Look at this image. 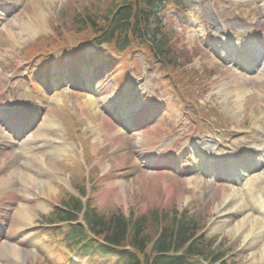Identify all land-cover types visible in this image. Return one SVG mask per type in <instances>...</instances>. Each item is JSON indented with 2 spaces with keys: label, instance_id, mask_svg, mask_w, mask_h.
<instances>
[{
  "label": "rangeland",
  "instance_id": "obj_1",
  "mask_svg": "<svg viewBox=\"0 0 264 264\" xmlns=\"http://www.w3.org/2000/svg\"><path fill=\"white\" fill-rule=\"evenodd\" d=\"M98 4V0H15L0 14V96L6 94L7 101L15 104L26 99L34 108L38 104L40 119L23 137L34 139L32 148H27L21 137L16 146L0 150V264H118L113 254H88L84 246L68 249L67 227H62L60 234L59 229L44 224L59 200L77 196L74 188L82 190L83 186H90V207L106 216L120 212L127 218L143 217L153 237L157 234L154 213L170 218L186 214L204 229L198 237L204 247L209 245L213 255L223 256L227 264H264L260 257L264 244L255 242L254 248L248 247L250 238L242 235L244 230L250 233L240 224L245 223L247 213L237 209L242 202L240 194L247 188L241 186L245 173L239 172L236 179L223 172L224 167L215 169V179L205 171L196 173L205 166L201 160L204 153H214L224 142H249L255 108L264 117V61L256 71L240 70L235 55L221 59L209 47L227 37L224 33L236 37L241 29L246 34L255 31L264 40V0H169L160 14L173 38L169 58L179 57L182 66H165L148 48L134 47L115 55L119 61H109L111 72L100 78V87L77 90L62 86L57 90V85L72 82V75L78 73L76 69L62 72L67 63L78 57L83 69L82 60L89 62L87 55L94 51L89 45L93 32L78 29L77 23ZM37 15L42 16V27L33 24ZM251 40L255 44L254 36ZM76 45L80 48L75 49ZM62 50H66L64 59L60 58ZM40 73L44 76L39 80L35 74ZM124 81L122 91L141 81L140 92L154 110L147 117L150 121L128 134L118 131L111 120L109 128L115 131L111 133L103 122L107 113H115L109 105H116L115 95L124 98L118 91ZM37 83L41 84L39 90ZM33 87L37 103L32 98ZM225 87L230 89L225 90L231 92L229 97L220 93ZM232 92L245 95L232 99ZM161 103H165L163 107ZM160 107L162 111L157 113ZM45 117L54 118L58 129H41ZM1 122L7 120L0 113V145L8 144L14 134ZM185 131L209 139L210 144L209 152H203L207 148L199 151L196 146L188 148L189 142L182 143L186 148L180 152L183 162L198 154L197 166L190 173L180 175L153 165L135 172L140 150L153 153L172 139L178 142ZM250 173L263 177L264 167ZM190 180L198 187L189 186ZM165 183L173 189L171 197ZM254 187L264 196V182ZM114 189L118 198L104 200V194ZM22 212L30 216L31 223L20 224ZM199 261L217 264L211 259Z\"/></svg>",
  "mask_w": 264,
  "mask_h": 264
},
{
  "label": "trees",
  "instance_id": "obj_2",
  "mask_svg": "<svg viewBox=\"0 0 264 264\" xmlns=\"http://www.w3.org/2000/svg\"><path fill=\"white\" fill-rule=\"evenodd\" d=\"M166 1L98 0L100 4L97 9L93 13L82 14L77 27L92 31V41L96 44L115 43L120 51L130 48L134 43L147 45L155 57L178 67V57L174 60L169 58L171 38L158 17L160 7ZM62 204L66 209L57 208L51 217H47L49 222L74 221L78 218L77 213L82 208L79 198L64 199ZM86 212V223L92 233L102 238L109 248L124 247L125 250L119 252L123 258L122 264H197V256L206 254L201 239H194L202 227L186 216H174L172 219L167 214L159 216L154 213L152 219L155 220L158 233L154 238L147 231L143 217L127 218L123 213H111L107 217L92 208ZM70 233L74 244L83 242L88 243L90 248L94 246L92 240L86 242L87 235L82 225L76 226ZM128 245L130 250L126 249Z\"/></svg>",
  "mask_w": 264,
  "mask_h": 264
},
{
  "label": "bare ground",
  "instance_id": "obj_3",
  "mask_svg": "<svg viewBox=\"0 0 264 264\" xmlns=\"http://www.w3.org/2000/svg\"><path fill=\"white\" fill-rule=\"evenodd\" d=\"M41 18H42L41 15H37V17L35 18L33 24L36 25V27L37 26H39V27H42L43 26L44 23H41ZM31 30H32V28L28 29V31H31ZM241 43L243 45V41L242 40H241V42L239 44H241ZM226 88L227 87L223 88L220 93L222 94L223 91L226 93L225 90H228ZM230 93L231 92H227L225 95H229ZM244 95H245V93L242 94L240 92H237L235 98L236 99L237 98L243 99ZM89 101L92 103V99L91 98L89 99ZM240 106H241V104H239V108H240ZM255 109H256L255 110V114L253 115L254 116L253 117L254 120L252 122V127H251V130H252V138H253V143L254 144H257L256 146H262V145H264V117L261 115V110L259 108H255ZM234 117H235V119L237 118V116H234ZM22 123L23 122L17 124V128H16L17 131H21L20 129L23 126ZM103 124L105 126H107V124L105 122ZM45 125L47 127L51 128V127H53L56 124H55L53 118L52 119L46 118L45 119ZM107 129H109V131H111L109 127ZM111 133H112V131H111ZM99 140H100V138H98V141ZM170 147H171L170 144H166L165 146H162V149L160 148V150H158V151H160V153L158 155H160L161 153H163L162 151L167 150ZM253 152L256 155V152L255 151H253ZM258 157H259L258 160H260V162H262L264 164V154H261V156H258ZM50 158H53V156L50 157ZM225 165L227 167H229V168L230 167L232 168L231 163H229L228 161L225 162L224 166ZM259 179H261V178L253 179V180H248V182L245 183L246 185L248 184V186H249V188H247V190L244 191V194L245 195L242 197V203H241L242 209L245 210V211H247L248 208H255L256 209V207L254 206V202H253L252 188H253V185L257 184V182H258ZM190 184H191L192 187H198L191 180L189 181V186H190ZM165 187H166L167 195L169 197H171L172 190H173L172 187H170V185L168 183H165ZM118 194L119 193H118L117 190H111L108 193L104 194L103 199L106 200V199H108L111 196H113V197L115 196L116 198H118ZM225 199H226V197H225ZM228 199H231V198H227L226 200H228ZM252 202H253V205H252ZM228 208H230V207H228ZM20 215H21V217H20L21 218L20 224H25L26 222H29V223L32 222V220L30 219V216L27 215L26 213L22 212ZM218 222H220V221H218ZM244 222L247 223V224L243 223V221L240 224L241 225L243 224L242 226L247 227L246 230H249L250 229V233L249 232H247V233L242 232V235H244V237H245L244 239H247V238H250L251 237V239L254 240L255 237L262 236L263 237L262 242L264 244V220H262L261 218L259 219L258 217H253L252 215H249V216H247L245 218ZM253 240L250 241V244L248 245V247H251L252 246V241ZM260 257H264V250H263V252H262V254H261ZM263 261H264V258H263Z\"/></svg>",
  "mask_w": 264,
  "mask_h": 264
}]
</instances>
